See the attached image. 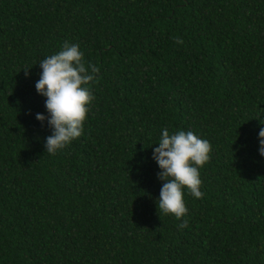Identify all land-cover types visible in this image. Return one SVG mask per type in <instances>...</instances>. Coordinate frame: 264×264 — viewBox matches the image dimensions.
I'll return each instance as SVG.
<instances>
[{"label": "trees", "instance_id": "1", "mask_svg": "<svg viewBox=\"0 0 264 264\" xmlns=\"http://www.w3.org/2000/svg\"><path fill=\"white\" fill-rule=\"evenodd\" d=\"M65 41L100 72L51 155L35 83ZM165 127L212 146L184 228L157 214ZM262 127L264 0H0V264H264Z\"/></svg>", "mask_w": 264, "mask_h": 264}, {"label": "clouds", "instance_id": "2", "mask_svg": "<svg viewBox=\"0 0 264 264\" xmlns=\"http://www.w3.org/2000/svg\"><path fill=\"white\" fill-rule=\"evenodd\" d=\"M177 44L183 40L176 38ZM40 79L35 83L38 94L44 101L47 115L36 113L35 118L51 129L45 138V152L55 155L83 133V123L95 99L90 88L85 87L97 79L100 68L84 60L80 46L65 41L61 50L39 60ZM31 67V66H30ZM24 68L25 77L29 76ZM259 154L264 156V127L258 133ZM212 146L207 139L198 137L191 130H178L170 134L167 127L161 131L158 147L153 148L152 158L160 171L157 178L164 181L160 188L157 214H172L181 220L188 213L183 189L187 188L195 198H203L200 190V167L210 160ZM156 201V202H157ZM188 221L181 220L178 228L187 227Z\"/></svg>", "mask_w": 264, "mask_h": 264}]
</instances>
